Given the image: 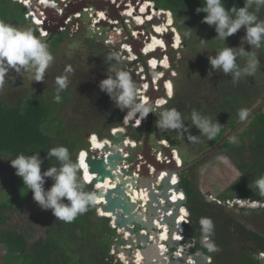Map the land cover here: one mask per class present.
I'll use <instances>...</instances> for the list:
<instances>
[{
	"label": "trees",
	"instance_id": "trees-1",
	"mask_svg": "<svg viewBox=\"0 0 264 264\" xmlns=\"http://www.w3.org/2000/svg\"><path fill=\"white\" fill-rule=\"evenodd\" d=\"M152 1L155 7L170 11L172 24L180 35L184 49L173 64L177 72L173 80V95L160 112L175 107L176 103L190 111L208 108L221 118L227 119L226 125L221 126L215 139L209 140L201 134V139L206 143L205 148L200 150L201 154L214 147L241 121V110L248 111L264 97V52L256 51L260 59V70L254 76L241 79L236 84H233L230 76L220 73L219 70L209 76L211 66L208 56L215 55L225 45L239 47L243 28L227 37L224 44L223 40L216 37L214 26L202 22L206 13L196 12L198 7H203L204 0ZM139 3L141 10H135L132 15L142 13L144 8H150L148 0H139ZM224 3L226 9L232 6L243 7L244 0H224ZM44 4L47 5L46 1ZM25 13L23 5L11 0H0V20L17 25L26 22ZM257 15L260 20H264V7ZM28 24L39 35L37 27ZM188 32L192 34L186 36L185 33ZM60 39V36L54 37L51 44L57 45ZM199 39L207 42L202 44ZM89 47L92 49L90 53L100 61L97 64L100 75L93 74L92 79L95 92H88L85 98L72 96L78 107L83 103L84 108L91 112V115H85L88 122L85 118H78L77 129L64 136L62 121L58 119V130L54 133L53 122L59 107L49 104V97L45 96L49 92H28L12 104L2 101L3 95L0 94V157L13 159L20 153L30 155L38 151L43 160V172L49 166H58L54 157H47L51 148L66 146L70 154L72 152L71 158L74 160L73 151L81 146L83 130L96 133L102 138L109 135L112 128L122 125L126 110L117 108L98 87L102 79L113 75L109 68L115 61L107 60L111 53L101 43L89 40ZM237 62L243 66L245 58L238 57ZM206 89L210 92L212 103L206 102L208 98L205 99L202 95ZM53 90L55 93L56 88ZM61 96V103L71 99L68 89ZM91 116L95 118L94 122ZM147 118L153 124L155 122L152 121H156L159 116L151 113ZM144 131L145 123L139 128L129 126L126 135L134 140H143ZM159 136L168 139L163 131L159 132ZM61 137L63 141L58 145L56 141ZM171 144L173 146V142ZM189 145L193 146V143L189 141ZM216 153L224 154L229 159L237 170L238 177L231 185L234 188L233 193H219L215 199L224 202L236 197L251 199V194L259 195L255 182L264 174V105ZM180 155L182 157L181 152ZM208 157L184 170L180 176V186L187 196L185 207L188 211L190 236L194 239L192 251L209 256V264H264L256 257L258 253H264V204L252 208L234 205L240 215L247 214V217H237L225 209V205L209 201L199 189L194 173V168ZM186 162L183 158V163ZM12 173L13 177L7 183V193L3 198L0 197V248L5 249L1 259L7 264H119L113 263L110 256L115 229L109 225L108 218L96 215L95 205L71 223L56 220L51 210H42L36 204L31 191L23 186L14 168ZM47 181L51 179L46 178ZM85 186L86 190L93 191L90 185ZM1 188L0 183V194ZM259 196L264 203V195ZM26 206L30 207L26 225L13 223L10 213ZM104 214L109 217L108 213ZM205 217L211 218L215 225L213 240L219 251L208 252L203 246L200 220ZM39 228L43 232L35 237Z\"/></svg>",
	"mask_w": 264,
	"mask_h": 264
},
{
	"label": "clouds",
	"instance_id": "clouds-1",
	"mask_svg": "<svg viewBox=\"0 0 264 264\" xmlns=\"http://www.w3.org/2000/svg\"><path fill=\"white\" fill-rule=\"evenodd\" d=\"M11 1L19 3L25 7V5L22 2H19L18 0L15 1L11 0ZM35 1L38 2L47 1V3L49 4V1L51 0H35ZM54 1H59V0H54ZM71 1L73 0H70L69 2ZM106 1L109 4H111L108 0ZM29 4H30V0H29ZM262 7H264V0H244L243 7L232 6L231 8L228 9L225 8L224 0H204L203 7L202 6L198 7L196 9V12L206 13V15L202 19V22L206 23L209 26H214L216 37L223 40L224 44L227 37L237 33L241 28H243L245 30V35L243 36L242 40L250 46V49L252 48L259 49L261 48L262 45H264V20H260L257 15V13L260 11ZM84 8L85 7H83V10ZM25 10L26 13H28V9L26 7ZM98 10L104 12L103 8H99ZM159 10H163V9H159ZM80 12L81 11H78L76 13H80ZM72 15H70L69 17H71ZM24 18L28 23L35 25L41 34H45L44 36L49 34L45 31H44L45 33L41 32V29L39 27L40 22L33 21V18L35 17L30 18L24 15ZM68 18L66 19V21L68 20ZM103 20L107 21L106 14H105V19L101 18L99 23L101 24ZM171 23H172V17H171ZM172 27L175 28L173 24ZM168 32L173 33V31H171L170 29ZM176 32L179 35L177 30ZM191 34H192L191 32L185 33L186 36ZM199 40L202 44L207 42L202 39ZM170 44L168 45V47L170 46ZM181 45L182 46L180 48L182 49L183 47L182 41H181ZM142 46L143 45L139 43V46L136 48V50L134 47L133 51L137 54L144 56L145 58L147 55L151 53H155V56H151L149 58H146L145 60V64L147 68V70L145 71L148 72L149 79L146 87H143V90H141L142 92L139 94V97H137V85L135 81L139 85L142 84L143 82L137 79L135 72L133 77L131 76L130 72L127 71L123 66L119 55L115 53L107 57L108 61H115V63H113L109 68V71H111L113 75H107V77L105 79H102L98 85L99 89L108 95L110 100L114 103V105L117 108H119L122 111L126 110V113L123 117L124 122L122 123V125L118 127H114L116 129L119 128L122 129L125 136H127L126 135L127 127L129 126L134 128L141 127L143 119L146 118L147 115L153 113L155 107L162 108L168 102V100L171 99L173 95V81H172V90L169 92L170 96L166 95L164 86H161L159 90H156L153 87L154 84L152 78L156 77L154 75L156 71L146 61L150 58L161 55L160 50L152 49L151 51H148L147 53L144 54L143 52H141ZM180 48L179 50H181ZM171 56L174 57V55ZM238 57L245 58V63L243 66H241L237 62ZM208 60L211 66V71L208 73L209 76L215 73L216 70H219L220 73L230 76L233 84L238 83L241 79L254 76L257 73V71L260 70V59L258 58L256 51H252V50L246 51L243 44H241L239 47H229L225 45L215 55L208 56ZM53 61H54V56L50 51L49 44L40 36L36 35L35 30L32 27L16 26L4 20H0V90H3V88L5 87L6 78L8 77L10 71H14L17 75L21 74L22 72H30L32 74L33 81L43 82L45 78V73L52 65ZM64 72L65 74L58 76L55 81L57 88L54 95V102L56 103L62 102L61 93L68 88V85L70 83L68 74H71L73 72V69L70 66H68L65 68ZM163 77H165L166 80V76ZM163 77L157 78L159 85L165 82L164 80L162 83H160V80ZM14 79L15 76L12 77V81H14ZM162 90L164 91L163 96L162 94L160 96H157L153 100L152 103L153 105H152L150 103L151 101L150 92L158 91V93H160L162 92ZM158 98H164L165 101L161 104H156L155 102ZM239 116L241 120L246 119L248 116V111L241 110ZM129 119L130 120L135 119V120L133 123H130ZM190 120L192 125L199 130V133L206 136L209 140L215 139V137L221 131V125L216 120H213L210 116L205 115L196 109H193L191 111ZM136 121L138 122L137 124L135 123ZM156 127L159 130L177 131L182 138L184 133L188 132L189 133L188 139L192 143L199 142V137L197 135L190 134L189 129H187L185 126L184 117L182 113L175 107L164 109L159 113V118L156 120ZM114 128H112L109 131V135L102 138L98 137L96 133L89 131L85 132L83 134V140L81 142V146L74 154V160L71 158L69 149L66 146L61 145L51 148L47 153V157L48 156L54 157L58 162V166H49L43 172L41 170L43 160L40 158L38 151L33 152L30 155H25L23 153H20L15 158L8 161L10 163V166L15 169V174L21 178L23 182V186H26L28 191L29 190L31 191L32 198L36 202V204L42 210H51L56 220L58 219L65 223H71L79 215H83L84 213H86L89 210V208L93 205L96 206L95 209L96 215L99 217H105L97 213L96 192L94 190L93 191L86 190L85 184L90 185L92 189L94 187L93 184H91L90 181L91 179L89 181H86L87 177H83L82 169H84V160L81 153L84 150L82 146L84 143V137L86 133H90L89 139L91 142H92V137H95V139L101 141L109 142L108 140L109 136L115 133V132L112 133V130ZM127 137L130 138L129 136ZM130 139L131 141L129 142L126 141L125 143L129 145H131L130 142L136 143L134 139L132 138ZM152 149L155 150L154 148ZM172 150H176V149L174 148ZM152 153L157 155L154 151H152ZM176 156H178L177 159L179 160L176 161L178 162L179 165H182L183 164L182 159L178 155V152L176 153ZM46 178H50L53 181L51 187L48 188L47 190H45L44 187ZM255 186L259 190V195H264V174H262L256 180ZM236 198H240V197H236ZM241 199L246 201V203L247 202L249 203V201L252 200V199H243V198ZM252 201L257 202L254 200ZM246 203L242 205L236 203L234 205H237L238 207H245L247 206ZM263 204L264 203H262L261 206H263ZM222 205L229 206L225 204V201L223 202ZM182 208L185 209L184 213L188 216V211L186 207H182ZM108 219H109V225L112 228H114L116 232L115 226L111 225L110 218ZM200 225H201L203 246L207 249L208 252L219 251L217 245L213 240L215 225L212 219L208 217L201 218ZM161 231L162 230L158 229L159 234L161 233ZM159 250L164 251V246L160 245ZM175 251H173L172 253H174ZM111 252H112V247L110 250V254ZM258 254L264 257V253L260 252ZM111 260L113 263L119 262V264H122V262L119 260H115V261H113V259ZM167 263H169L168 259H167Z\"/></svg>",
	"mask_w": 264,
	"mask_h": 264
},
{
	"label": "water",
	"instance_id": "water-1",
	"mask_svg": "<svg viewBox=\"0 0 264 264\" xmlns=\"http://www.w3.org/2000/svg\"><path fill=\"white\" fill-rule=\"evenodd\" d=\"M88 3H93L98 8L108 6L107 21L101 22V25L111 27L108 20L119 17L121 8L116 9L107 2H90L88 0H73L67 4L60 2L62 12L44 4V1L30 0L29 6L33 13H30L29 17L37 18L40 21V29L53 36L60 32L70 15L82 11ZM154 9L159 11L157 7ZM159 12L158 16L162 17L161 19L165 18L166 13L163 10ZM161 19H154L150 24ZM172 36V32L164 35L167 45L172 42ZM138 42L137 38H133L135 50L139 46ZM151 56H155V53L147 55L146 58ZM173 60L174 57L170 55L171 64ZM172 79H175V76ZM164 80L165 77L160 80V83ZM161 86L163 85L160 84ZM163 92V90L160 93L158 91L150 92V103L152 104L157 96L161 94L163 96ZM263 105L264 97L248 110L247 118L241 120L212 149L182 165H179L174 158L177 151L168 147L162 149L166 155L165 158L162 157L165 162H158L157 155L152 153L153 149L147 139L143 146L134 147L126 144L125 142H129L131 139L124 135L122 129L111 134L108 138L109 142H103L97 149L93 148L89 139L90 133L85 134L82 148L87 155L84 157V162L87 171L93 175L90 181L97 198L100 199L96 202L97 213H108L110 216L107 218H110L111 224L116 228L110 254L113 261L119 260L122 264H209V256L192 251L194 239L190 236L189 219L185 213L182 214V207L186 205L187 196L180 186V176L184 170L216 153L220 146L230 139ZM134 120L129 119V122L133 123ZM145 136H147V132ZM162 173L165 174V177L160 181L157 177ZM172 176L177 178L174 183L170 182ZM171 189L177 193L180 192L182 198L172 201L170 199ZM136 191L146 194L145 201L132 199ZM251 199L260 201L261 197L258 194H251ZM181 214L183 222L182 230L179 231L176 221ZM163 225L167 227V238L164 240L160 239L158 233V227ZM175 232L181 233V239H175ZM160 245L164 246V251L159 250ZM182 245L187 247L185 251L180 250ZM175 250L179 253L173 257L172 252ZM138 251L141 254L140 260L136 258ZM120 254L124 256V259L120 257ZM167 259L169 263H167Z\"/></svg>",
	"mask_w": 264,
	"mask_h": 264
},
{
	"label": "rangeland",
	"instance_id": "rangeland-1",
	"mask_svg": "<svg viewBox=\"0 0 264 264\" xmlns=\"http://www.w3.org/2000/svg\"><path fill=\"white\" fill-rule=\"evenodd\" d=\"M126 13L131 14V10L130 11L128 10ZM84 20L87 21L86 14H84ZM16 26H30V25L26 22V24L20 23V24H17ZM244 35H245V30L242 29L241 35L239 37V44L240 45L243 44V46L245 47V50L247 51L259 50L258 53H260V50H262V52H264V45H262L261 48L259 49H255V48L250 49V46L242 40ZM180 42L181 41H179V43ZM59 45L60 47L57 51H55L56 53L55 52L52 53L53 56L54 54H56V56H54L53 63H55L56 65H61V64L63 65L65 63H70V66L71 65L73 66V68L72 67L71 68L72 69L76 68L78 70V73L79 71L82 72L83 70L87 69L86 67H88V63H90L91 60H90V57L88 56L89 54L87 53L86 48H84L82 44L80 45L79 42H77L75 39H72V41H69V42L68 40H66V43L64 45L63 44H59ZM178 47H179V44H178ZM178 47L176 49H178ZM180 51L183 53L184 49L182 48ZM181 52H180V55H181ZM77 54L80 56L81 59H78V60L76 59ZM65 55H66V58H65ZM73 60L76 61L77 64L76 63L72 64ZM54 71L63 72L65 74L64 70L60 71L58 70V68H55V70L48 69L47 72L45 73L44 81L36 82V81H33V77L30 72H22L21 74L17 75L14 71H10L8 74V77L6 78L5 87L3 88V90H0V94L3 95L2 101L6 102L7 104H12L15 100H17L25 92L26 93L28 92H43V93L49 92L45 95L49 97V104L59 107L58 111H56L57 116L55 117V121L53 122V125L55 128L54 133H56V131L58 130V128L56 129L57 127L56 125L59 119L62 121V129L65 133L64 136H67L68 134L72 133L73 129L74 130L77 129L76 126L79 123L78 118L83 119L85 118V115H91V112L85 109L84 108L85 106L83 104L79 107L78 105L77 106L75 104L73 105L72 99L66 102L64 106L63 105L61 106V102L60 103L54 102L55 93H54V90L52 91V89L57 86L55 81L58 75V73L55 75ZM14 76H15V79L14 81H12V77ZM79 76L80 74H78L77 76L75 75V77H78V78ZM75 84L78 85V82L74 83V85ZM68 87L70 88L68 90L70 93V96L72 95V90L74 94L76 93L75 92L76 90L72 87V84L68 85ZM167 88L169 90L168 92H170L172 90V83L167 84ZM202 95L205 96V99L208 98L206 102L212 103V98H210V92L207 89L202 92ZM175 108L178 109L182 113L184 117L185 126L187 129H189L190 134L197 135L199 137V142L193 143V146H190L189 145L190 140L188 139V135H189L188 132H185L182 138L181 135L177 131L159 130L156 127V123H154L155 127L153 131V136L157 137L158 133L160 131L161 132L163 131V134L168 137L169 141L168 140L167 141L169 142V144L172 145L171 142H173V147L177 150V152H181L184 160L188 161V160H191L197 157L200 154V150L205 148L206 143H204V141L201 139V134L199 133V130L196 129L191 123V120H190L191 111L184 109L182 106L180 107V105L179 106L176 105V103H175ZM196 110L200 111L201 113L205 115L210 116L213 120H216L221 126L226 125V121H227L226 117L221 118L220 115L217 114L215 111H212L208 108H198ZM159 113L157 112V116H159ZM52 117L54 118L53 115ZM92 120L94 122L95 118L92 117ZM117 130H120V128L119 129L114 128V131H117ZM85 132L87 131L86 130L82 131V133H85ZM151 135H152V132H151ZM93 140L97 141L98 145L100 146L102 145V143L99 142L97 139H95V137H92V142H94ZM61 141H63L62 137L60 138V140H57L56 142L59 145ZM71 156H72V152H71ZM8 160H11V159L0 157V183L2 185L1 194H0L1 198H3L7 193V183H8L9 178L13 177V173H12L13 168L10 166V163ZM194 173L196 175V181H197V185L199 189L201 190L202 193L205 194V196L207 197L209 201L211 197H217L219 193L231 194L234 192V188H232L231 185L237 179L238 172L224 154H218V153L212 154L202 164L194 168ZM52 183H53L52 180L45 182V186H44L45 190L50 188ZM133 200H135V198H133ZM249 203L250 204H246L247 206L245 207L252 208V207H258L262 205L261 201L253 202L252 200H250ZM224 208L227 210H230L234 214V216L247 217L246 216L247 214L245 213L244 215H240L236 207L232 208L230 206H225ZM29 209L30 207L26 206L22 210H16L10 213L12 222L18 225H26L25 222L27 221V214H29ZM37 230L38 231L36 232L35 237L39 236L43 232L42 228H39ZM4 254H5V249L0 248V264H7L5 260L1 259ZM259 256H260L259 254H256V257L264 263V257L260 256L259 258Z\"/></svg>",
	"mask_w": 264,
	"mask_h": 264
},
{
	"label": "built area",
	"instance_id": "built-area-1",
	"mask_svg": "<svg viewBox=\"0 0 264 264\" xmlns=\"http://www.w3.org/2000/svg\"><path fill=\"white\" fill-rule=\"evenodd\" d=\"M15 1V0H14ZM19 2H22L25 7L28 9V13H25L26 17H29V14L32 13L30 6H29V0H18ZM70 0H59V1H54L51 0L49 1L50 4L57 8L59 11L62 12L61 7H60V2L67 4L69 3ZM112 5L115 6L116 9L121 8V10L119 11V17H115L112 20H108L110 22V26L108 27L110 29V35L108 36V38L106 39L105 42H113L114 40L116 42L119 43L120 46V54L126 58L128 61H134V59H137L138 57L143 58V62L140 63L139 65L137 64V67L134 69V72L136 74L137 79L141 80L143 83V87H146V85L148 84V79H149V75L145 74V70H147L146 68V64H145V60L146 58L140 54L135 53L134 50V46H133V38H137L138 39V43H141L142 48H141V52H143L144 54L147 53L148 51H151L152 49H158L159 46H161L159 48L161 55H158L156 57L150 58L148 59L146 62L155 69V76L154 78H152L153 81V87L156 90L160 89V85L159 82L157 81V78L159 77H163L166 76V80L163 83L164 89L166 91V95H169V90L166 87V84L169 82L170 84L172 83L173 79L172 77H174L176 74L175 70H173L171 68V64L169 61V56L170 55H174L173 52H177L179 51V48L182 46L181 42L179 43V47L178 49H173L176 47H173V38L175 36L179 35L177 34L175 28L172 27V23L170 24L171 26L167 27L169 28L171 31H173V36H172V43L170 44V46L168 47V45L166 44L162 33H155V26L159 25V24H150L149 21H151L154 18V14H148L145 12V15H142L140 13L136 14V15H132L135 10H137L138 12L141 10V4L139 3V0H108ZM150 2V9H154V3L152 1ZM131 10V14L126 13L128 10ZM156 11V10H155ZM160 11V10H159ZM159 11H156L157 13H160ZM166 13V16H170L171 19V14L169 11L167 10H163ZM79 13H75L74 16L78 15ZM105 14L106 12L104 11H99L97 12L96 15V19L95 22L98 23L100 22L101 18L105 19ZM139 18V19H137ZM34 22H40L37 18H33ZM165 23V22H164ZM119 24H122V26H120ZM163 25V22L160 23ZM127 27V29H126ZM167 31V29H166ZM42 33H45L44 31L41 30ZM151 38H156L157 40L159 39L161 41L160 44L151 43ZM181 41V40H180ZM152 45V46H150ZM154 61V62H152ZM154 63V64H153ZM134 68V67H133ZM156 78V79H155ZM171 87V85H170ZM160 100L162 102H160ZM165 101L164 98H158L156 100V104H161ZM136 124L138 123L137 121L135 122ZM131 145H133L134 147H136V143L134 142H130ZM167 144V142H166ZM166 147H169L168 144ZM157 156H161L163 158L166 157V155L162 152H158ZM174 158L179 161L177 159L176 154L174 155ZM211 200L216 201L218 204H223L222 201L215 199V197H211ZM239 204L242 205L244 203H246V201L242 200L241 198H235L232 200H226L225 204L229 205V206H233L234 204ZM246 204H250V203H246ZM183 210H185L184 208H182ZM112 225V224H111ZM159 230H163V227L159 226L158 227ZM162 247V246H161ZM163 248V247H162ZM178 251H175L173 254L174 256L176 254H178ZM262 255V254H261Z\"/></svg>",
	"mask_w": 264,
	"mask_h": 264
},
{
	"label": "flooded vegetation",
	"instance_id": "flooded-vegetation-1",
	"mask_svg": "<svg viewBox=\"0 0 264 264\" xmlns=\"http://www.w3.org/2000/svg\"><path fill=\"white\" fill-rule=\"evenodd\" d=\"M97 1H99V2H107L106 0H90V2H97ZM98 9L99 8L96 5H94L93 3H88V5L85 6L84 10L81 11L78 15H76V16L72 15L71 17H69L68 20L66 21L65 25L61 28L60 32H58L57 34H55L53 36H50V34L44 36L45 34H41L38 31L39 32L38 36H40L42 39H44L49 44L50 51L52 53L59 49V47H60L59 44H63L64 45L66 43V40H68V42H69V41H72V39H75L77 42L80 43V45L82 44V46L84 48H86V51L89 54L88 56L90 57V60H91V62L88 63V67H86L87 69L83 70L82 72L79 71V73H78V70L76 68H74L73 72L76 69L74 74H73V72L71 74H68L69 75V80H70L69 85L72 84L73 85L72 87L76 90L75 91L76 93L74 94V92H73L72 95L70 96L71 99H72L73 105L75 104L76 106H77V104L75 102L76 100H73L72 96H77V97H80V96L84 97L85 96V97H87V93L88 92L94 93L95 89H93V88H95L94 87L95 83H93V80H92L93 79V74L100 75V72H99L98 66H97V64H99L100 61H99V58L97 56H95L94 54L90 53V51L92 49L89 47V40L92 41L93 43H95V42L101 43L107 49V51L110 52L111 54H113V53L118 54L120 59H121V61H122L123 66L125 67V69L127 71L130 72L132 77L134 75V69L137 67V64L139 65L140 63L143 62V58H141V57H138L137 59H134V61H132V62L128 61L126 58H124L119 53L120 52V46H119V43L116 42L115 40L112 43L111 42H105L106 39L108 38V36L111 33H110V29L107 26L101 25L99 22L98 23L95 22V19H96L95 17L97 15V12L99 11ZM103 9H104L105 12H107L108 11V6L107 5L104 6ZM84 14H86L87 21L84 20ZM26 22L24 21L22 23L26 24ZM102 22H105V21L103 20ZM119 25L122 26V24H119ZM126 29H127V27H126ZM57 36H60L61 39L57 42V45L54 46V45L51 44V42H52V39L54 37H57ZM180 52H181L180 50L177 51V52H174V57L175 58L173 60V64L181 56ZM77 53H79V52H77ZM54 56H56V54H54ZM65 58H66V55H65ZM76 59L77 60L81 59L78 54L76 55ZM75 63H76V61L73 60L72 64H75ZM173 64H172L171 68L174 70ZM68 66H70V63H65L63 65L62 64L61 65H56L55 63H52V65L49 67V69L50 70L51 69L55 70V68H58V70L61 71V70H65V68L68 67ZM70 67L73 68L72 65ZM54 73H55V75L58 73L59 76L64 75L63 72L54 71ZM78 74H80L79 78L75 77V75L77 76ZM145 74H148V72L145 71ZM58 75H57V77H58ZM76 79H78V80H76ZM75 81L78 82V85H76V84L74 85V83H76ZM135 83L137 85V97H139V94L142 92L141 90H143V85L142 84L139 85L136 81H135ZM55 88H57V86ZM67 89L69 90L70 88L68 87ZM96 94H98V93H96ZM68 101H69V99H68ZM68 101H66V102H68ZM66 102L61 103V106L62 105L64 106ZM160 109H161L160 107H155L154 110H153V113H156V114H157V112L159 113ZM149 116L150 115H147V117H149ZM147 117L144 118L143 122H142V125H144V123H145V131H144V134H143V140H135L136 146H143L145 144V142H146V139H147L148 144L152 148L155 149L153 151L156 154L158 152H162V154H163L164 151L162 149L164 147H166L167 144H168V146L170 148L174 149V147L169 144V142H168L169 140L166 137H160L159 133H158L157 137L153 136V131H154L155 125H154V123L150 124L149 123V119ZM85 121L88 122L87 119H85ZM85 121H83L82 123L86 124ZM152 122L156 123V121H152ZM146 132H147V136H145ZM151 132H152V135H151ZM166 142H167V144H166ZM76 151L77 150H74L73 154H75ZM207 151H205V152H207ZM202 154L203 153L199 154L197 157H195V158H193L191 160H188L187 162H190V161L198 158ZM178 155H180V152H178ZM180 158L182 159V163H183V157H180Z\"/></svg>",
	"mask_w": 264,
	"mask_h": 264
},
{
	"label": "bare ground",
	"instance_id": "bare-ground-1",
	"mask_svg": "<svg viewBox=\"0 0 264 264\" xmlns=\"http://www.w3.org/2000/svg\"><path fill=\"white\" fill-rule=\"evenodd\" d=\"M46 3H47V1H46ZM47 5H51L50 4V2H49V4L47 3ZM145 10V11H144ZM145 12L147 13V15L148 14H154V18L151 20V21H153L154 19H161L162 17H160V16H158L159 14L155 11V10H153V9H150V8H144L143 9V11H142V13H140V14H142V15H145ZM137 19H139V18H137ZM164 19V20H163ZM163 19H161V20H159L158 22H154V24H159V25H157V26H155V33H162V36H163V38H164V35L166 34V33H168V31H169V28H167V27H169V26H171L170 24H171V19H170V16H165V18H163ZM151 21H149V23L151 22ZM163 22V25L162 24H160V23H162ZM165 22V23H164ZM153 24V23H152ZM166 29H167V31H166ZM165 40V39H164ZM179 41H180V38L178 37V36H175L174 38H173V47H176L177 48V46H178V44H179ZM153 42V44L154 43H157V44H160L161 43V41L158 39H156V38H151V43ZM166 42V41H165ZM150 46H152V45H150ZM161 46H159V48H160ZM158 48V49H159ZM176 48H173V49H176ZM152 62H154V61H152ZM154 64V63H153ZM167 84H169V82L167 83ZM167 84H166V87H167ZM161 102V101H160ZM123 122H124V119H123ZM113 132H115L114 131V129L112 130V133ZM98 140V139H97ZM94 141V140H93ZM99 142H101V143H103V142H105V141H101V140H98ZM93 144V148H95V149H97V148H99V147H101L100 145H98L97 144V141H94V142H92ZM165 143V142H164ZM166 145V144H165ZM81 155L83 156V160H84V157L87 155V153H86V151H82V153H81ZM178 157V156H177ZM158 162H165L164 160H163V158L161 157V156H157V159H156ZM150 165V164H149ZM82 172H83V177H87V179H86V181H89L92 177H93V175L92 174H90L88 171H87V167L85 166V162H84V169H82ZM164 177H165V174H160V175H158V180H163L164 179ZM175 176H172L171 177V183H174L175 182ZM171 192H170V199L172 200V201H178L179 199H181L182 198V194L180 193V192H178V193H176V192H174V190L173 189H171L170 190ZM135 195V196H134ZM134 195L132 196V199L133 198H135V199H140V200H142V201H145V199H146V194L145 193H141L140 194V192L138 191H136V192H134ZM139 195V196H138ZM136 196H138V197H136ZM100 199H98L97 198V200H96V202H98ZM145 203V202H144ZM184 210L182 209V214L184 213L183 212ZM182 214L181 215H179L178 217H177V227H178V229H179V231L180 230H182V222H183V216H182ZM100 215L101 216H105V217H108L107 215H105L103 212H101L100 213ZM185 215V214H184ZM157 225H159L158 223H156ZM161 227H163V230L161 231V233H160V235H159V237H160V239H162V240H164V239H166L167 238V227L165 226V225H163V226H161ZM181 233L180 232H175L174 233V237H175V239H181V235H180ZM187 249V247L186 246H180V250H182V251H185ZM138 254H136V258H137V260H140L141 259V254L139 253V251L137 252ZM176 255H178V254H176ZM120 257L121 258H123L124 259V256L123 255H121L120 254Z\"/></svg>",
	"mask_w": 264,
	"mask_h": 264
}]
</instances>
